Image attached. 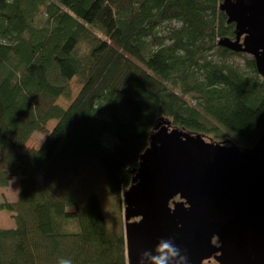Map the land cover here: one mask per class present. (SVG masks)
<instances>
[{
	"label": "trees",
	"instance_id": "trees-1",
	"mask_svg": "<svg viewBox=\"0 0 264 264\" xmlns=\"http://www.w3.org/2000/svg\"><path fill=\"white\" fill-rule=\"evenodd\" d=\"M223 2L0 0V188L17 186L0 204L15 215L0 264H129L125 226H109L98 188L125 210L163 120L213 143H258L264 80L254 58L220 46L236 37Z\"/></svg>",
	"mask_w": 264,
	"mask_h": 264
},
{
	"label": "water",
	"instance_id": "water-1",
	"mask_svg": "<svg viewBox=\"0 0 264 264\" xmlns=\"http://www.w3.org/2000/svg\"><path fill=\"white\" fill-rule=\"evenodd\" d=\"M221 10L236 37L220 46L254 58L264 80V0H224ZM124 204L129 264H139L162 237L174 240L187 264L213 257L219 264H264V133L244 149L163 120Z\"/></svg>",
	"mask_w": 264,
	"mask_h": 264
},
{
	"label": "rangeland",
	"instance_id": "rangeland-1",
	"mask_svg": "<svg viewBox=\"0 0 264 264\" xmlns=\"http://www.w3.org/2000/svg\"><path fill=\"white\" fill-rule=\"evenodd\" d=\"M243 56L248 57L247 55L243 54ZM234 61L237 64L243 65L244 60L241 57L235 58ZM81 90V87L77 84V80H73L71 83V98L74 99ZM72 99V100H73ZM71 103V100L63 99L61 98L56 104H59L63 108H67ZM56 125L55 122H51L48 124L47 129L51 130ZM36 136V135H35ZM44 137H46V134H37V136L32 141L34 144H39ZM207 140V139H206ZM210 142L209 140H207ZM239 146L243 147L240 141H238ZM98 194L101 198V202L103 205L104 213L106 216V219L108 221V224L110 227L116 226L120 229L122 226L124 229L125 221H123L124 216V209L122 211L121 205L117 198L110 194L108 188L106 185H102L98 188ZM17 195V186L13 185L9 187L8 189H1L0 188V204L4 201V197H7L8 200L13 201ZM14 214H10L6 211L0 210V228L2 229H11L14 228ZM216 245V242H215ZM212 264V263H210Z\"/></svg>",
	"mask_w": 264,
	"mask_h": 264
},
{
	"label": "clouds",
	"instance_id": "clouds-1",
	"mask_svg": "<svg viewBox=\"0 0 264 264\" xmlns=\"http://www.w3.org/2000/svg\"><path fill=\"white\" fill-rule=\"evenodd\" d=\"M182 250L175 244L172 238H160L153 250L144 251L139 258V264L147 258L149 264H187L186 254L181 255ZM59 264H70V261L61 259Z\"/></svg>",
	"mask_w": 264,
	"mask_h": 264
}]
</instances>
